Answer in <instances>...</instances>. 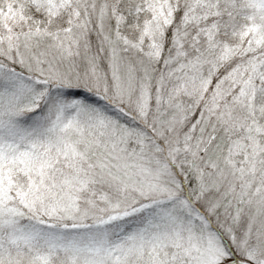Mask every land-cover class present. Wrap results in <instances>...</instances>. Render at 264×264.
<instances>
[{
    "label": "snow or ice",
    "instance_id": "obj_1",
    "mask_svg": "<svg viewBox=\"0 0 264 264\" xmlns=\"http://www.w3.org/2000/svg\"><path fill=\"white\" fill-rule=\"evenodd\" d=\"M0 264H264V0H0Z\"/></svg>",
    "mask_w": 264,
    "mask_h": 264
}]
</instances>
